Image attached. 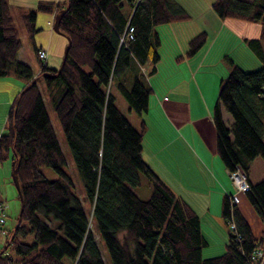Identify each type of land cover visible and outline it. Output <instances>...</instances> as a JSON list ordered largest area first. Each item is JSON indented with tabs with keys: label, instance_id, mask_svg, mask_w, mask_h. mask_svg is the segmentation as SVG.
<instances>
[{
	"label": "trees",
	"instance_id": "trees-1",
	"mask_svg": "<svg viewBox=\"0 0 264 264\" xmlns=\"http://www.w3.org/2000/svg\"><path fill=\"white\" fill-rule=\"evenodd\" d=\"M210 7L221 20L260 25L258 38L243 42L261 67L246 72L228 60L211 114L215 153L228 172L238 168L247 179L251 161L259 157L264 162V0H212ZM62 10L58 34L67 40L66 58L57 70L39 60L34 76L16 59L19 33L7 0H0V78L23 83L0 134V162L10 155L11 168L17 165L22 203L5 235L0 264H105L100 243L110 264H252L250 255L263 243L264 231L255 238L226 195L220 215L227 228L224 252L202 258L207 242L199 218L143 160L145 124L131 126L111 92L124 99L130 112L145 113L152 89L140 67L158 61L153 28L186 21L189 15L174 0L39 1L19 11L28 40L38 31L37 14ZM128 27L133 39L121 44ZM206 40L204 32L192 37L185 57L196 55ZM46 101L60 126L63 148ZM42 167L50 168L56 179H47ZM141 176L151 188L147 200L133 189ZM246 183L242 194L264 227V178Z\"/></svg>",
	"mask_w": 264,
	"mask_h": 264
},
{
	"label": "crops",
	"instance_id": "crops-1",
	"mask_svg": "<svg viewBox=\"0 0 264 264\" xmlns=\"http://www.w3.org/2000/svg\"><path fill=\"white\" fill-rule=\"evenodd\" d=\"M39 1L59 4L64 0H7L15 20L19 19L20 10L32 9ZM174 1L190 19L153 28L159 41L156 50L158 61L154 65L147 61L140 67V72L146 75L147 83L152 89L147 103L148 109L142 114L143 116L140 115L142 119H136L133 123L126 119L134 128H137L141 121L145 124L141 157L176 197L181 198L196 213L200 221L201 233L207 242L206 248H211L207 257H213L224 252L227 240V228L220 216L223 197L226 195L233 198V205L237 206L247 225L250 224L247 214L251 216L244 204L246 201L244 194L234 192V187L226 174L227 170L215 153V133L212 132L214 128L209 104L214 97L217 98L220 79L225 78L229 69L226 63H222L220 56L217 55L218 51L214 50V45L223 30V33L228 30L233 31L232 23H227L226 19H219L210 7L198 5L195 0ZM127 10L128 7L125 11L128 12ZM40 14L36 16L35 27L39 16H42ZM44 16H46L44 27L51 31L54 15ZM192 24L198 27H193ZM36 28L38 33L42 27ZM200 32L206 34V43L196 55L185 57L188 41ZM233 35L238 34L235 32ZM34 37L29 40V47H32L37 62L39 61L37 50L42 49L46 52V60L43 63L50 69L56 68L59 54L61 55L63 47L66 46V39L60 35L53 43L40 41L41 44H36ZM22 52L21 46L16 59L30 68L28 57ZM231 61L238 66L234 60ZM37 68L39 71L40 67ZM31 71L34 74L32 69ZM157 82L160 84L158 85ZM22 86L21 80L0 78V107L5 112L3 115L0 111V134L4 133L11 102ZM111 92L113 95L116 93L113 89ZM200 102L203 105L201 112L207 116L212 128L211 135L214 134V142L213 136L210 142L209 135L205 139L197 131L195 121L197 109L194 105ZM127 113L131 116L128 109ZM225 114L222 111L223 121L230 125L231 122ZM255 160L251 161V164ZM251 168L252 165L246 172L249 183L254 184L264 178L263 165H256L254 177L251 176ZM239 195H242L243 199H238ZM6 233L5 230L0 229V235L5 237Z\"/></svg>",
	"mask_w": 264,
	"mask_h": 264
},
{
	"label": "rangeland",
	"instance_id": "rangeland-1",
	"mask_svg": "<svg viewBox=\"0 0 264 264\" xmlns=\"http://www.w3.org/2000/svg\"><path fill=\"white\" fill-rule=\"evenodd\" d=\"M193 1L194 0H192V2ZM195 1L198 5H201V6L206 7V8L210 7L211 3H212V0H195ZM40 15H42V16H39L37 23H36V27H42V28H41V31L37 33V35L35 34L37 37L35 36L34 40H35L36 44H41L40 41H43L45 43H53L54 39H57L61 34H57V33L55 34L54 32H52V30L50 31V29L44 27V25H45L44 18L46 17L44 15H46V14L41 13ZM226 21H227V23H232V30L233 31L228 30L227 32L225 31V33H223L224 32V30H223V32L219 35V37L221 36L220 39H219V37H217L216 42H215L216 44L214 45V50L218 51L217 55L220 56L219 58L221 59L222 63L227 64L228 60H234L236 62V64H238V67L241 68L242 70L246 71V72L258 70L261 67L260 62L256 59V57H254L252 52H250V49L245 47L246 44L243 42V39L258 38L259 32H260V25L258 23H247V22L239 21L238 19L237 20L226 19ZM15 24H16V27H17V30H18V33L20 36V41H21V46L23 48V52L28 57L27 60L30 63V66H31L30 68L34 71L33 75L37 76L39 73V71H37L38 70L37 67H39L38 66L39 61L37 62L35 55L33 53L32 47H29L30 46L29 40L27 37H25L24 30H23L21 23H20V20L18 18L15 20ZM192 26L198 27V25H196V24H192ZM235 32L239 36L233 35V34H235ZM61 36L64 37L63 35H61ZM237 37H239V38L237 39ZM64 39H66V38L64 37ZM64 48L65 47H63V49L61 51V55L59 54V58L57 57L58 63H57L56 68H52V69H55V70L59 69L61 62H62V57H63L62 55L64 52ZM220 54H222V55H220ZM224 57H226L227 61L226 60L224 61V59H223ZM142 71L144 72V68L142 69ZM12 79H15V78H12ZM157 80L159 81V79H157ZM150 83H152V81ZM157 83H158V85L160 84L159 82H157ZM39 87H40V90H41L42 95L44 97L43 99H46L47 98V89L43 85L42 81L39 83ZM114 96H115V104H116L117 108L123 114L122 116H124L125 118H128V120L130 122L133 123L136 119H140L141 116H143L142 114H144V113L140 114L141 116H139L133 112H130L131 116H129V114L127 113L128 106L126 105V102L124 101V99L120 95H118V93H114ZM215 100H216V98L214 97V100H212V103L209 102L211 110H212V108L216 102ZM194 106L197 109V116L195 117L196 118L195 121L197 123L196 127L198 129L197 131L200 132L205 139H206V136L209 135V139L211 138L210 142H212V136H213V142H214V134L211 135L212 128L208 123V118L205 114H202V112H201V111H203L202 103L201 102L199 104L196 103ZM46 110H47L51 125L55 131V135L57 137V140L59 141L60 145L63 148L62 132H61V129H60V126L58 124L57 119H55L56 117H55L54 111L51 109L50 105L48 104V101H46ZM0 111H2L3 115H5L4 109L2 107H0ZM225 115L228 118V120L231 122L229 115L228 114H225ZM212 132H213V130H212ZM250 165H252V168L250 169L251 170L250 173H251V176L254 177V173L256 172V170H255L256 165H263L264 166V162L258 157V158H256L255 162L253 164H250ZM2 169H4V171ZM41 172L49 180L56 179V174L54 172H52V170L50 168L42 167ZM228 180L230 181L229 177H228ZM230 183H231V181H230ZM133 189H134V192L136 193V195L142 200H147L150 196L151 188L149 186L147 179L144 178L143 176H141L140 185L136 188H133ZM0 196L2 198V199L0 198V200L3 201L4 205H6V209H5L6 220H5L4 226L1 227V229L8 232L9 230H11L14 227V225L16 223V218H17L18 213H19V205H18L19 201L17 198V191H16V189L12 183V180H11L10 155L8 156V158H6L5 160H3L0 163ZM239 198L243 199V196L239 195L238 199ZM83 202H84V206L87 207V203L85 201H83ZM244 204L246 205L247 209L251 213V216H249L247 213L246 214H247V217L249 218V222H250L249 225L251 227L252 233H253L254 237L259 238L261 236L260 234L263 231L262 223L260 222V220L256 216V214L253 211L250 204H248L247 200L245 201ZM89 229H90V231L93 232L91 222L89 225ZM96 239H97V237H96ZM4 242H5V237L1 234L0 235V249L3 247ZM99 249H100L102 258L105 261V264H110L108 254L106 253L105 247L103 246L102 243L99 244ZM210 251H211V248L209 249V248L205 247L201 252L202 258H212V257H207V256H209ZM213 257H216V255Z\"/></svg>",
	"mask_w": 264,
	"mask_h": 264
},
{
	"label": "built area",
	"instance_id": "built-area-1",
	"mask_svg": "<svg viewBox=\"0 0 264 264\" xmlns=\"http://www.w3.org/2000/svg\"><path fill=\"white\" fill-rule=\"evenodd\" d=\"M135 3H138L140 0H134ZM124 33L120 37V43H126L127 41H130L133 39V29L131 27H128L126 31H123ZM46 52L42 49L37 50V57L39 60L44 62L46 60ZM166 99V98H164ZM228 177L231 181V184L233 185L235 192L237 193H244L248 189V183L245 174L238 168L235 169V171L228 172ZM229 205H233L234 201L231 196H229ZM6 205H4L3 201L0 200V229L4 226L5 220H6V213H5ZM231 223L229 226L230 229H233ZM258 248H256L252 254L250 255V260L252 264H264V240L263 243L260 244Z\"/></svg>",
	"mask_w": 264,
	"mask_h": 264
},
{
	"label": "water",
	"instance_id": "water-1",
	"mask_svg": "<svg viewBox=\"0 0 264 264\" xmlns=\"http://www.w3.org/2000/svg\"><path fill=\"white\" fill-rule=\"evenodd\" d=\"M64 11H60L58 12L56 15H54V18H53V23L51 24L52 25V30L55 32V33H58L59 32V29H58V24H59V21H60V18L62 16V13ZM67 51H68V46L66 45L65 48H64V52H63V57H62V62H61V65L59 68L62 67V63L64 62L66 56L67 55ZM13 166V164H11ZM11 180H12V183L17 191V194L19 196V185L17 184L18 181H17V165L15 167L12 168L11 170ZM19 200H20V196H19ZM21 200H20V206H19V213L18 215L21 214V211H22V205H21ZM18 222V221H17Z\"/></svg>",
	"mask_w": 264,
	"mask_h": 264
}]
</instances>
